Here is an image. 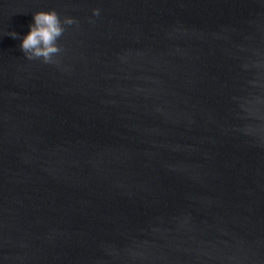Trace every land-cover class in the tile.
<instances>
[{"label": "water", "instance_id": "95a60500", "mask_svg": "<svg viewBox=\"0 0 264 264\" xmlns=\"http://www.w3.org/2000/svg\"><path fill=\"white\" fill-rule=\"evenodd\" d=\"M0 264H264V0H0Z\"/></svg>", "mask_w": 264, "mask_h": 264}, {"label": "clouds", "instance_id": "9594fccd", "mask_svg": "<svg viewBox=\"0 0 264 264\" xmlns=\"http://www.w3.org/2000/svg\"><path fill=\"white\" fill-rule=\"evenodd\" d=\"M93 14L98 16L100 9H93ZM78 23L73 16H65L63 20L55 9L39 10L34 13V23L31 24L30 32L22 40L21 49L29 60L42 59L44 63H58L56 57L62 48L57 43L64 34L66 25ZM13 37L18 36L11 32Z\"/></svg>", "mask_w": 264, "mask_h": 264}]
</instances>
